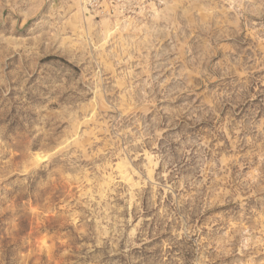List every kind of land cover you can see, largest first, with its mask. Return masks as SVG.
I'll list each match as a JSON object with an SVG mask.
<instances>
[{"label":"clouds","instance_id":"9594fccd","mask_svg":"<svg viewBox=\"0 0 264 264\" xmlns=\"http://www.w3.org/2000/svg\"><path fill=\"white\" fill-rule=\"evenodd\" d=\"M0 264H264V0H0Z\"/></svg>","mask_w":264,"mask_h":264}]
</instances>
